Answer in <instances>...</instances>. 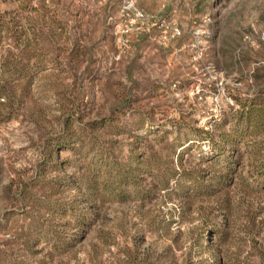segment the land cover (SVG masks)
<instances>
[{
    "label": "rangeland",
    "instance_id": "rangeland-1",
    "mask_svg": "<svg viewBox=\"0 0 264 264\" xmlns=\"http://www.w3.org/2000/svg\"><path fill=\"white\" fill-rule=\"evenodd\" d=\"M258 108L264 0H0V264H264Z\"/></svg>",
    "mask_w": 264,
    "mask_h": 264
},
{
    "label": "trees",
    "instance_id": "trees-1",
    "mask_svg": "<svg viewBox=\"0 0 264 264\" xmlns=\"http://www.w3.org/2000/svg\"><path fill=\"white\" fill-rule=\"evenodd\" d=\"M253 112H255V115L258 116L260 114H264V109L263 108L262 109H259V110H252V109H250V110H247L246 112L243 111L240 114L238 113V116L240 118H243V120H246L248 123H250L251 118L254 116ZM263 130H264V128H263ZM237 131H239V130H237ZM201 133L202 134H205L208 138L205 139V137H203L201 139H199V138L198 139L201 140V141L207 142V144L209 145L211 151H216V153L222 154V151H224V149L223 148H220V146H218L216 143H213L212 142L211 135L210 134L207 135V132H204V130H201ZM219 137H220V141H222V139L225 138L224 137V134L219 135ZM261 144L264 145V141H261ZM66 145L67 144H66V140L65 139H63V138H57L55 140V142H54V145L51 146V147H49L50 152H49L48 158L51 159L50 158L51 155H57L59 151H62L66 147ZM227 146H228V149H230L233 152L234 151L236 152L238 150L237 149L238 146L235 145V144H233V142H229ZM244 146L246 148H249L250 149L249 153L253 154L254 157L255 156H259L258 150L255 148V146H257V145H255V144L252 143V144H244ZM223 160H224V162H230L231 161V157H226ZM231 163L236 164L237 162L236 161H231ZM252 163H253L252 164L253 167L256 169V171H258V173L260 174V176L261 177H264V160L260 163V165H259V162H256V160H253ZM118 176H119L118 177V179H119V178L122 177V174H118ZM220 178H222V176H218L217 178H215V180L217 182H219V179Z\"/></svg>",
    "mask_w": 264,
    "mask_h": 264
}]
</instances>
